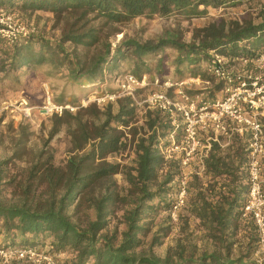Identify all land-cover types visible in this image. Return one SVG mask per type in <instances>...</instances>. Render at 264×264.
Masks as SVG:
<instances>
[{
	"label": "trees",
	"instance_id": "obj_1",
	"mask_svg": "<svg viewBox=\"0 0 264 264\" xmlns=\"http://www.w3.org/2000/svg\"><path fill=\"white\" fill-rule=\"evenodd\" d=\"M253 1L0 0L3 7L49 9L56 12L55 20H65L56 39L27 34L8 41L0 36V72L23 68L33 71L48 65L52 72L65 71L69 84L86 91L82 84L101 82L107 75L132 74L140 79L152 69L161 75L168 71L166 63L175 66L177 72L181 67L193 71L200 62L210 58L211 52L253 58L264 50V9L255 16L248 10L241 17L214 19L197 28L188 42L169 31L155 42L126 38L113 50L106 42L92 58L87 54L101 43L103 26L97 24L99 19L120 22L143 14L175 13L190 19L205 15L208 7L225 10ZM78 48L86 52L80 53ZM167 48L171 50L165 52ZM152 60H155L153 68L150 67ZM200 75L211 79L204 73ZM222 83L215 84L214 89L220 90ZM75 96L68 98V102H76ZM56 101L63 102V93ZM117 105L113 112L109 102L102 107L90 102L74 114L65 111L51 117L49 136L52 138L64 127L71 142V154L63 164L57 165L51 155L39 152L29 161L25 172L8 175L7 184L14 201L0 200V247L43 252L59 264H256L242 256H229L228 237L232 233L228 230L240 216L248 184L242 180L239 149L233 157L228 153L222 155L216 143L203 159L204 174L212 182L201 188L199 178L193 176L196 186L189 192L193 198L186 207L214 242L226 244L225 256L213 250L198 258L185 257L182 249L173 256L168 253L163 258L156 256L152 248L168 234L167 226L158 227L146 250L141 249L149 231L143 221L170 210L180 191L175 183L179 160H170L168 164L162 148L170 144L169 135L177 139L181 136V128L172 124L168 110L157 107L145 110L140 126L132 125L137 111L131 96L118 98ZM120 126H129L127 132ZM20 128L11 155L0 161V181L5 163L25 160L27 126ZM129 145H133L134 165L106 159ZM116 174L122 176L125 188L113 179ZM84 203L93 215L91 218L86 213L80 223L75 219ZM119 204L126 206L122 214L125 228L120 240H116L115 231L109 233L107 229L108 217ZM64 252L71 253L70 258L60 259L58 255Z\"/></svg>",
	"mask_w": 264,
	"mask_h": 264
},
{
	"label": "rangeland",
	"instance_id": "obj_2",
	"mask_svg": "<svg viewBox=\"0 0 264 264\" xmlns=\"http://www.w3.org/2000/svg\"><path fill=\"white\" fill-rule=\"evenodd\" d=\"M260 9H264V3L255 0L225 10L208 7L205 15L190 19H185L176 13L163 16L143 14L120 22H105L99 19L96 20L97 24L102 23L103 26L101 43L96 49L91 48L87 54L92 58L103 49L102 44L106 42L110 43L113 50L126 38L139 42L146 40L155 42L169 31L176 33L182 41L188 42L191 41L193 32L197 28L205 26L214 19L221 16L241 17L248 10L255 16ZM0 13H2L0 16H10L8 21L14 29L24 26L28 34L49 39L58 38L60 28L65 21L55 20L57 15L52 10L21 8L19 5L0 6ZM66 47L69 48V45L66 44ZM170 50L167 48L165 52ZM78 51L86 52L82 48H78ZM215 55L221 59V67L227 76L225 81L221 76L209 71V65ZM154 62L155 60L151 61V68L154 67ZM166 65L168 66L166 73L160 75L152 69L151 73L143 74L140 79L136 78L137 81L128 88L121 86L126 74L120 77L107 75L101 82L82 84L86 86V91H79L77 87L69 84L65 71L52 72L48 65L33 71L23 68L19 71L6 69L0 72V161L6 160L11 155L21 125L27 126L25 145L28 150L24 158L26 161L15 159L4 164L0 181V200L7 203L14 201L11 198V187L7 184L8 175L12 174L11 172H25L29 161L39 152H43L44 156L51 155L57 165L63 164L71 154V142L64 127L52 138L49 136L51 117L54 114L61 115L65 111L74 114L80 107L90 102H95L99 107L109 102L112 111L116 112L117 99L128 95L131 96L137 111L134 123L133 121L131 123L140 126L143 123L145 110L155 108L150 103L149 97L154 93L163 94L169 105H166L167 107L162 111L168 110L170 117L173 118L172 124L180 126L181 136L177 139L169 135L170 144L163 147L162 152L168 164L170 160H179L175 183L179 191L184 182L185 196L184 203L176 210L175 219L168 210L143 221L146 222L145 226L149 231L144 236L145 243L141 249L146 250L152 234L158 227L167 226L168 234L162 237L160 244L152 248L156 256L163 258L167 253L173 256L180 249L185 257L198 258L202 253H211L213 250L225 256L226 244L220 245L214 242L199 220L193 217L186 207L193 198L189 192L196 186L193 176L199 178L201 188H206L212 182V179L204 174L203 159L212 144L216 143L222 155L228 153L233 157L235 150L239 149L243 161L240 168L242 180L248 184V191L239 209L240 216L235 225L228 230L232 233L228 237L231 243L229 256L231 258L242 256L256 264H264V233L259 230L255 217V214H258L264 220V92L257 93L251 84L241 87L239 81V78H246L251 82L246 77L248 75L264 78V67L255 61V57L223 56L214 52H211L210 58L200 62L193 71L181 67L177 72L171 63ZM201 73L211 79H203ZM220 81L223 82L222 88L216 91L214 86ZM180 82L184 83L179 85ZM61 93H63V102L60 103L56 99ZM73 94L76 95L77 101L68 102V98ZM52 105H61L64 108L61 112H51L48 109ZM185 112L192 122L196 144L186 132L188 119ZM256 124L259 125L258 128H255ZM128 127L120 126L125 132ZM134 158L133 145H129L126 149L107 156L106 159L132 166ZM165 167L167 168V164ZM113 179L121 188L126 187L120 174L114 175ZM86 206L87 203H84L83 209L78 211L76 219L74 217L76 221L83 222L86 213L92 218L93 211ZM125 208L126 206L117 205L113 214L108 217L107 230L109 233L115 231L116 240H120L121 231L125 228L122 217ZM35 252L38 255L32 258H20L12 254L11 256L7 254L5 257L0 254V264H47V258L59 264L53 256ZM58 256L64 260L70 258L71 253L64 252Z\"/></svg>",
	"mask_w": 264,
	"mask_h": 264
},
{
	"label": "built area",
	"instance_id": "obj_3",
	"mask_svg": "<svg viewBox=\"0 0 264 264\" xmlns=\"http://www.w3.org/2000/svg\"><path fill=\"white\" fill-rule=\"evenodd\" d=\"M2 14V13H0ZM10 16L6 15L0 16V35L6 39H8V41H13L14 39L17 38L18 35H27L28 32L26 30V28L24 26H18V28H13L10 23L9 20ZM246 61V59H245ZM255 61L258 62V64L261 67H264V50L260 51L257 56L255 57ZM209 71L217 76H221V79L224 80L227 78V76H225L224 71L221 67V59L218 55H215V58L213 60H211V64L209 65ZM248 79L251 80V82L249 80H246V78H239L240 80V86L241 87H247L248 84H251L253 87H255V89L257 90V93H261L264 92V78H259V77H252L251 75L246 76ZM123 83H122V87L123 88H128L130 84L135 83L137 80L135 78L134 75L132 74H126L123 78ZM225 81V80H224ZM184 82H180L179 85H182ZM149 101L150 103H152V105L156 108H160V109H165L167 106L169 105V101L165 98V96L163 94H158V93H154L152 94V96L149 97ZM64 107L63 106H59V105H52L51 108H49L48 110L55 111V112H61L62 109ZM188 122H187V126H186V132L188 134V137L192 138L194 144H196L197 142L194 141V130H193V126H192V122L188 117L187 112H185ZM259 125L256 124L255 128H258ZM184 196H185V186H184V182L182 183V186L180 187V191L178 193L177 196V200L175 201V203L173 204L172 208L170 209V214L172 216L173 219H175L176 217V210L178 209V207H180L183 203H184ZM248 208V206L246 207ZM256 217V221H257V225L259 230L264 233V220H262V218H260L258 216V214H255ZM0 254H2L3 256L6 257L7 254H9V256L15 255L16 257H36L38 254L32 250V249H23V250H4L2 248H0ZM47 264H56L54 261H51L49 258Z\"/></svg>",
	"mask_w": 264,
	"mask_h": 264
}]
</instances>
